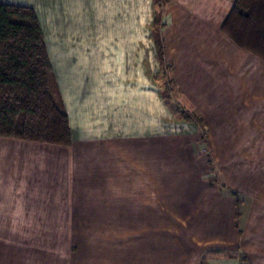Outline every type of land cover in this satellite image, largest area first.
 Wrapping results in <instances>:
<instances>
[{
	"label": "crops",
	"instance_id": "0c3cea01",
	"mask_svg": "<svg viewBox=\"0 0 264 264\" xmlns=\"http://www.w3.org/2000/svg\"><path fill=\"white\" fill-rule=\"evenodd\" d=\"M235 1L0 0L37 14L71 134L0 136V264H264V60L221 30Z\"/></svg>",
	"mask_w": 264,
	"mask_h": 264
},
{
	"label": "trees",
	"instance_id": "16d2710c",
	"mask_svg": "<svg viewBox=\"0 0 264 264\" xmlns=\"http://www.w3.org/2000/svg\"><path fill=\"white\" fill-rule=\"evenodd\" d=\"M158 23L156 13L155 24ZM221 30L236 45L264 60V0H236ZM158 49L162 51L160 45ZM175 104L181 118L203 125L199 116L178 102ZM0 136L60 145L71 142L68 114L38 16L29 6L3 2H0Z\"/></svg>",
	"mask_w": 264,
	"mask_h": 264
},
{
	"label": "rangeland",
	"instance_id": "374dc122",
	"mask_svg": "<svg viewBox=\"0 0 264 264\" xmlns=\"http://www.w3.org/2000/svg\"><path fill=\"white\" fill-rule=\"evenodd\" d=\"M159 1H165V0H159ZM165 64H163L162 66V70L160 71L158 78H159V82L160 85L162 86V89L164 90V94L165 97L168 101H172L174 103L180 101L181 98V94L178 90V88L176 87L175 83H174V79L172 77V73H171V68L168 67V64L166 62H164ZM176 101V102H175ZM180 105H182L181 103H179ZM202 131L205 130V128L202 126Z\"/></svg>",
	"mask_w": 264,
	"mask_h": 264
}]
</instances>
